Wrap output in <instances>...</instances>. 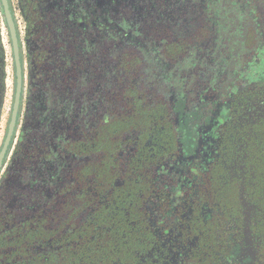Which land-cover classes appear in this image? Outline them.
Here are the masks:
<instances>
[{"label":"flooded vegetation","instance_id":"1","mask_svg":"<svg viewBox=\"0 0 264 264\" xmlns=\"http://www.w3.org/2000/svg\"><path fill=\"white\" fill-rule=\"evenodd\" d=\"M182 1L155 0L153 6L171 11ZM7 2L23 90L0 165V264H264V0H205L203 7L217 18L246 21L250 45L238 56L223 55L226 32L215 29L198 77L205 84L186 85L188 91L178 93L161 82L156 90L160 112L123 130L112 148H67L71 155L101 156L90 168L77 169L81 179L92 169L98 189L74 194L75 211L58 222L44 211L68 181H81L73 169L78 163L50 165L49 179L28 205L25 200L11 204L7 196L15 172L28 158L37 123L54 104L44 77L55 76L58 62L65 66L64 55L57 62L47 56L58 52L61 31L78 28L94 38L111 9L125 13L128 5L139 12L145 4ZM17 86L13 42L0 0V154L14 117Z\"/></svg>","mask_w":264,"mask_h":264},{"label":"rangeland","instance_id":"2","mask_svg":"<svg viewBox=\"0 0 264 264\" xmlns=\"http://www.w3.org/2000/svg\"><path fill=\"white\" fill-rule=\"evenodd\" d=\"M204 1L183 0L171 11L153 6L155 0H144L145 8L139 12L128 5L125 13L111 9L100 25L101 35L94 38L78 28L61 31L58 52L50 53L47 60L57 62L64 55L65 66L58 62L55 76L44 77L54 104L37 123L27 146L28 158L15 172L16 183L7 194L9 203L18 205L42 190L53 163L69 168L78 163L73 166L77 170L90 168V163L101 159L100 155L89 159V154L74 150L71 155L70 146H79L81 152L101 144L110 149L123 130L137 128L150 115L156 116L162 100L156 90L161 82L178 93L187 92L186 85L205 84L198 77L215 29L226 32L223 37L228 48L223 55H237L250 45L246 21H223L214 11L205 10ZM61 49L64 54H59ZM11 83L10 79V87ZM1 138L2 134L0 144ZM94 174L89 169L77 184H62L65 187L44 212H52L56 222L72 214L74 194L98 189Z\"/></svg>","mask_w":264,"mask_h":264},{"label":"water","instance_id":"3","mask_svg":"<svg viewBox=\"0 0 264 264\" xmlns=\"http://www.w3.org/2000/svg\"><path fill=\"white\" fill-rule=\"evenodd\" d=\"M1 1L5 7V11H6L9 27H10L11 38H12V42H13L16 69H17V74H18V86H17L16 100H15V113H14L12 123L10 125L7 141H6L5 146L2 150V153L0 154V165L2 163L3 157L5 155V152L8 148L9 142L11 140L12 132H13V129L15 126L16 112H17L19 105H20V98H21V94H22V90H23L22 64L20 61V50H19L18 40H17V36H16V30H15L14 24L12 22L11 14L9 12V4H8L7 0H1Z\"/></svg>","mask_w":264,"mask_h":264},{"label":"trees","instance_id":"4","mask_svg":"<svg viewBox=\"0 0 264 264\" xmlns=\"http://www.w3.org/2000/svg\"><path fill=\"white\" fill-rule=\"evenodd\" d=\"M75 148V151H81L80 150V147L79 146H77V148H76V146L74 147ZM78 166H79V164H78ZM77 167V166H76ZM78 171H80V170H75V172H74V174H75V176L77 175V176H79L78 178L77 177H75L76 179H77V181H80L81 180V176L79 175L80 174V172H78ZM32 197L31 198H29L28 196H26L25 198H24V203L25 204H27L28 205V203L30 202V200L31 201H34V200H36L37 198H38V193L37 192H34L32 195H31ZM32 203V202H31ZM16 214H18V213H15V215ZM30 225V224H29ZM32 232V231H31ZM30 239H33V238H31L30 237Z\"/></svg>","mask_w":264,"mask_h":264}]
</instances>
